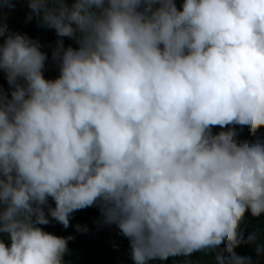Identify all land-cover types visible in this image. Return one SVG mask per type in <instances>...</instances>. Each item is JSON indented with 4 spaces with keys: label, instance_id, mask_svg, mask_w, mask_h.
I'll return each mask as SVG.
<instances>
[{
    "label": "clouds",
    "instance_id": "obj_1",
    "mask_svg": "<svg viewBox=\"0 0 264 264\" xmlns=\"http://www.w3.org/2000/svg\"><path fill=\"white\" fill-rule=\"evenodd\" d=\"M27 7L77 46L57 40L45 79L39 43L0 25V264H63L72 236L38 225L68 228L94 205L133 264L193 252L253 264L234 249L245 212L264 214V141L236 132L264 127V0Z\"/></svg>",
    "mask_w": 264,
    "mask_h": 264
},
{
    "label": "trees",
    "instance_id": "obj_2",
    "mask_svg": "<svg viewBox=\"0 0 264 264\" xmlns=\"http://www.w3.org/2000/svg\"><path fill=\"white\" fill-rule=\"evenodd\" d=\"M70 3L71 0H65ZM12 8L0 7V25H6L9 32L27 35L30 39L37 41L40 51L46 54V60L42 74L45 79H54L58 75V62L52 59V51L56 47L57 40L63 41V46L77 45L68 37H57L54 30L42 26L36 16L30 17V9L27 7L28 0H11ZM179 10L182 0H174ZM3 38L0 37V43ZM0 91L5 94L11 91L6 77L0 70ZM227 127V126H226ZM218 126L212 128L213 134L221 131ZM238 143L246 144L257 140L264 141V127L259 128L254 135L247 131L236 132ZM48 205L54 207V202L49 198ZM45 215L47 210L45 208ZM46 225H38L42 230L58 237L72 236L67 241L68 251L63 257V264H133L130 255L128 240L119 234L115 225L101 223L98 208L94 205L74 211L69 219V227L63 228L50 217ZM75 225L86 228L87 231L77 232ZM242 233L241 243L234 249L239 256L251 258L253 264H264V214L252 217L247 211L239 225ZM253 236L252 242L248 237ZM0 241L6 245L9 243L6 234H0ZM261 251H257V247ZM215 253L193 252L188 256L168 257L165 260L154 259L148 264H213Z\"/></svg>",
    "mask_w": 264,
    "mask_h": 264
}]
</instances>
